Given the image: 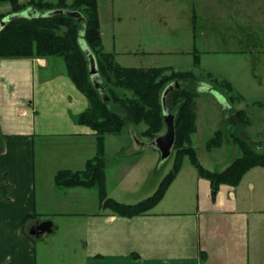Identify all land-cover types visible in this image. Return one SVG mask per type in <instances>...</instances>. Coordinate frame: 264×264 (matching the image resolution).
I'll return each mask as SVG.
<instances>
[{
    "label": "crops",
    "instance_id": "1",
    "mask_svg": "<svg viewBox=\"0 0 264 264\" xmlns=\"http://www.w3.org/2000/svg\"><path fill=\"white\" fill-rule=\"evenodd\" d=\"M114 7L115 0L107 9L97 0L103 49L115 57L264 53V0L132 2L126 7L138 10L142 24L168 9V43L154 38L148 45L134 32L118 39L113 26L106 47L108 12L111 24L121 18L113 17ZM86 106L56 58H0V264H45L49 251L62 264H264V167L250 168L237 185L220 184L212 197L209 180L183 162L159 202L132 217L102 210L95 187H57L53 177L58 170H81L96 152L94 131L75 122ZM195 123L193 136L203 127L197 115ZM143 130L129 127L104 136L109 197L115 198L112 183L132 191L125 186L142 185L160 166L152 140L137 138H144ZM223 145L224 139L205 150ZM196 154L205 169L215 172L239 156L215 169L204 154L203 159ZM161 179L159 173L151 190ZM43 222L50 223V232L31 233ZM45 234L53 238L41 244Z\"/></svg>",
    "mask_w": 264,
    "mask_h": 264
},
{
    "label": "trees",
    "instance_id": "2",
    "mask_svg": "<svg viewBox=\"0 0 264 264\" xmlns=\"http://www.w3.org/2000/svg\"><path fill=\"white\" fill-rule=\"evenodd\" d=\"M0 3L10 5V13H0V22L11 15L0 26V58L61 57L65 74L87 99V106L76 115L75 122L94 131L96 152L81 170H58L53 177L57 187H95L102 210L132 217L147 213L159 202L180 171L185 157L199 176L209 180L212 197L220 184L237 185L250 168L264 167V152H259L243 134L249 123L246 113L230 108L223 126L231 123L242 132L243 137L231 135L240 156L222 171L205 169L199 163L196 148L192 145V135L196 130L195 99L199 95L194 85L200 83L199 79L191 70H174L170 66L126 67L117 63L113 52L103 50L97 0H0ZM58 10L78 11L81 18L78 20L65 13H57ZM23 12L28 13L20 16ZM82 43L94 57L97 70L95 80L99 88L93 84ZM193 57L194 64H198L199 57ZM206 76L214 87L229 93L230 103L241 98L232 92L226 80L218 79L211 73ZM175 82L178 87H174L165 98L166 108L174 115L172 166L152 195L134 204L118 202L106 192L104 136L119 134L125 126L141 123L145 126L142 131L144 137L153 140L159 136L162 127H165L161 96L163 90ZM100 90H103L107 100L102 99ZM222 142L223 128H218L206 141L205 148L211 150Z\"/></svg>",
    "mask_w": 264,
    "mask_h": 264
},
{
    "label": "rangeland",
    "instance_id": "3",
    "mask_svg": "<svg viewBox=\"0 0 264 264\" xmlns=\"http://www.w3.org/2000/svg\"><path fill=\"white\" fill-rule=\"evenodd\" d=\"M19 1L26 2L27 0ZM138 1L139 0H115V15L113 17L117 18V16H120L121 18L120 20H117L118 24L116 22L111 24L112 14L108 12L106 24L103 26L106 47H109L107 34H111L110 32L114 30L117 38L122 40L125 37H130V34L134 32L135 35H140L148 45L152 44L149 40H153L154 38L156 40L161 39L160 42L162 44L168 43L169 38L171 37V29L167 24L169 19L168 9L164 10L165 12H162L160 18H154L155 20L153 19L150 24H142L139 22L138 10H130L126 7L127 5L131 6L132 2L138 3ZM106 2L108 3L110 0H100L101 6L106 8ZM8 12L10 13V5L8 3H0V13L6 14ZM131 12H134V14H131ZM24 15H26L25 12H23V16ZM9 17L7 16L4 18L2 22H6ZM113 26H115V28L114 30H111ZM52 58H56L60 63L62 70H65L64 62L61 57ZM193 58L194 57L191 54L173 55L169 53H138L116 56L115 61L126 67L146 68L170 66L174 70H191L195 73V76L200 82L197 85H194V88L200 93L195 99L197 105L196 115L198 123L200 125L203 124L204 128L201 127L202 131L200 130L197 136L192 135V145L196 148L200 158L203 159L204 154V156L214 165L213 167L215 169H222L238 155L240 156L237 145L231 139V135L238 134L243 137L242 132L235 129L231 123H227L223 126L224 119L229 114V111H231L230 108L233 110L241 109L246 113L249 123L246 125L243 132L245 131L254 141H258L251 142L252 144L257 145L258 143H261L262 146H256V148L259 152H264V53L244 55H202L199 57L198 64H194ZM207 73H211L214 77L229 82L232 92L241 96V98H236L234 102L230 103L228 99L229 93L214 87L212 81L206 76ZM117 93L120 94L118 91ZM167 112L171 113L169 109H167ZM131 127L136 130H140L143 127L145 129V126L142 123ZM127 128L129 127L125 126V129ZM218 128H223L224 145L220 150L208 153L204 148V141L207 140V138L212 135V132ZM164 131L165 127L163 126L160 134ZM137 138L149 140L146 137L142 138L137 136ZM38 148L35 149L36 166L38 165V157L40 155L38 152L40 148ZM173 160L174 153L171 151L168 157L161 158L160 166H156L155 169H152L142 185L137 183L136 186H125L131 187L132 191L121 190L117 184L112 183V189L116 190L113 196L115 198L117 197V200L111 196L110 197L121 203L134 204L147 197V195H152L157 188L151 190L152 181L155 178L157 179L159 173L161 177H163L170 170ZM183 162L187 166H191L187 157L183 159ZM38 179H40V175L38 176V174H36V181ZM54 222H57L56 219ZM43 236V239L39 241L41 244H47V242L53 238V235L45 234ZM45 264L62 263L59 259L53 258L49 251L48 260Z\"/></svg>",
    "mask_w": 264,
    "mask_h": 264
},
{
    "label": "water",
    "instance_id": "4",
    "mask_svg": "<svg viewBox=\"0 0 264 264\" xmlns=\"http://www.w3.org/2000/svg\"><path fill=\"white\" fill-rule=\"evenodd\" d=\"M57 13H65L71 17H75L78 20L81 18V14L78 11H68V10H58ZM4 22H0V26L3 25ZM82 47L84 52L86 53L88 64H89V73L92 76L93 84L96 88H99V83L95 80L97 70L95 67L94 57L90 53L89 49L86 47L84 43H82ZM178 87V84L175 82L173 84L168 85L162 93L161 101H162V108L164 112V123H165V131L160 134L159 136L155 137L150 143L151 145L156 148L161 158H166L171 153L174 142H175V128H174V115L167 112V108L165 105V98L169 94V92L174 88ZM101 96L103 100H107L108 98L104 95L103 90H100ZM50 223L43 222L39 224L37 227V231L31 230V233L34 234H42L43 232H50Z\"/></svg>",
    "mask_w": 264,
    "mask_h": 264
}]
</instances>
